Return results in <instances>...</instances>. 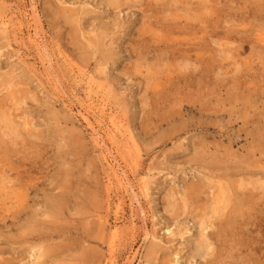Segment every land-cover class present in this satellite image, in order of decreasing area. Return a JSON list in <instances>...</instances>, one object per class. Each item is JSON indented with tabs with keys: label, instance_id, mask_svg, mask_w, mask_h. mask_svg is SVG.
<instances>
[{
	"label": "rangeland",
	"instance_id": "1",
	"mask_svg": "<svg viewBox=\"0 0 264 264\" xmlns=\"http://www.w3.org/2000/svg\"><path fill=\"white\" fill-rule=\"evenodd\" d=\"M136 1L0 0V263L204 264L212 181L253 195L218 264H264V0Z\"/></svg>",
	"mask_w": 264,
	"mask_h": 264
},
{
	"label": "bare ground",
	"instance_id": "2",
	"mask_svg": "<svg viewBox=\"0 0 264 264\" xmlns=\"http://www.w3.org/2000/svg\"><path fill=\"white\" fill-rule=\"evenodd\" d=\"M122 1L123 0H104V4L106 5V7H119L121 5ZM128 1L131 2V0H128ZM139 1L140 0H138L136 2H139ZM171 1L176 2V0H171ZM140 2L142 3V1H140ZM163 2H165V1H163ZM177 2H178V0H177ZM167 3H168V1H167ZM161 8H163L162 11L165 9L162 6H161ZM167 9L165 11H167ZM168 13H171V12H168ZM168 13H166V14L168 15ZM188 16H190V14ZM148 17H150L149 14H148ZM190 17L193 18V19H195V17H193V15L190 16ZM154 19L155 20H153L152 22L150 21L152 26H156V25L167 26L164 18H162L163 20H159L158 17L157 18L154 17ZM167 21H169V20H167ZM168 23H170V22H168ZM151 25L149 24V27ZM169 26L170 25H168L167 29L169 28ZM159 27H161V26H159ZM162 29H163V32H164L166 28L163 27ZM148 30H150V29L148 28ZM159 30L161 31V29H159ZM156 31H157V29H156ZM166 33H168V32L165 31L164 34H166ZM161 35H163V33ZM154 38H155V36H153V39ZM161 39H164L163 36L161 37ZM156 40L158 42V39H156ZM158 43H160V42H158ZM179 55L181 57H183V58L187 57L186 54H181L180 52H179ZM10 75H9V77H10ZM20 104L21 103H19V105ZM10 118L7 117L6 119H7V121L10 124H12V126H11L12 132L18 138L19 136L16 135L15 133L18 132L19 126H16V123L13 122V119L12 118H11L12 120ZM31 121H33V120H31ZM29 123H31V122H29ZM34 123L35 122H32V124H34ZM27 124H28V122H27ZM29 134H31L30 136L33 135V137H34V135L36 133L32 134L31 132H29ZM20 135H21V133H20ZM35 136L37 137V134ZM21 137H22V139H24V137L22 135H21ZM133 141L135 142V139L134 138H133ZM202 163H204V162H202ZM11 165H13V164H11ZM10 168H12V167H10ZM18 168H20V167H18ZM5 169L7 171V167ZM8 172H9V170H8ZM7 175L8 176H4V174H3V175L0 176V201H2V202L4 201L2 204H4V207L5 208H9L8 206L14 204V202H15V201L13 202V199L14 198L15 199H18V200H21L22 196L24 195V193L17 192V189L20 188V187H18V188L16 187L17 184H18L17 183L18 180L16 179L17 182L15 184V182L12 180L13 178L10 176L11 174L9 175V173H8ZM12 176H15V173ZM20 181H22V180H20ZM209 182H210V188H212L214 190H212L210 192V196H208L209 198L207 199V201H205L206 203L201 204V206L196 203L197 205L195 207H193V205H194L193 203H191L187 199H184L183 200V203L181 202L182 205L178 206L179 204H177V202H176V204L173 203V205L171 207H173V209H175V211L172 213V215H174L175 218H178L179 217V214H181L180 213V210H182L183 212H186V215H190L192 217V219H194V221L196 223L195 226H197V230H198L197 231V236L195 238V241L192 240V242H191L192 243V245H190L191 246V255L188 257V261H191L192 262L193 260L201 259V260L206 261V263H204V264H218V259L220 257V254H218L217 249L215 247L217 241H219L220 238H223L224 235H227L229 233V231L232 230V228L233 229L235 228V224H238L239 219L242 216H244L245 208L248 207V205L250 203L251 196H253V195L250 192V190L246 187V185L243 184L242 182H240L239 183V186L242 188V190L240 192H238V195L236 197L237 199L236 200L235 199L233 200V197H232L231 192H230L231 190L228 187H226L223 184L222 185H218V184H216V183H214L212 181H209ZM8 184L9 185L12 184L11 185L12 187H8ZM18 186H20V185L18 184ZM254 188H255V186H254ZM25 190H27V189H25ZM8 199H10V200L8 202H6L5 200H8ZM59 209H58L57 212H60L61 211V210L59 211ZM18 211H19V209H18ZM16 216L17 215H13V217H14L13 219H18ZM31 221H33V220H31ZM33 222H35V221H33ZM28 228L31 229L30 227H28ZM213 228H216V231H213L212 233L208 231L209 229H213ZM35 233H39V230L37 229V226L34 227L31 230L30 234H29V231H28V235L29 236L30 235H34ZM178 233L180 234V236L183 237V234H182L181 231H179ZM230 234L231 233H229L228 235H230ZM213 238L214 239L216 238V241L215 242L212 240ZM30 247H32V245ZM35 247H38V250L41 249V247H39V246H35ZM35 247H32V249H35ZM159 250H160L159 245L154 244L151 247L150 251H149L148 258H150V260H151L152 257H154L156 255L157 251H159ZM189 254H190V252H189ZM39 257H40V255H39ZM175 259H176L175 260L176 263H180L181 262L180 261L181 258H179L178 255L176 256ZM7 260L8 259H6L5 261H7ZM12 260H13V258H12ZM5 261H4V264H5ZM2 263L3 262H1L0 264H2ZM6 264H10V263L9 262L8 263L6 262Z\"/></svg>",
	"mask_w": 264,
	"mask_h": 264
}]
</instances>
